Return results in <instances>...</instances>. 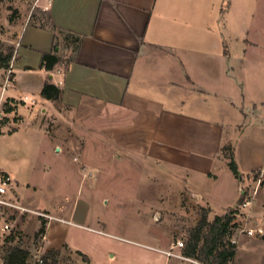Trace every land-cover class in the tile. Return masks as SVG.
Returning a JSON list of instances; mask_svg holds the SVG:
<instances>
[{"label": "crops", "instance_id": "crops-1", "mask_svg": "<svg viewBox=\"0 0 264 264\" xmlns=\"http://www.w3.org/2000/svg\"><path fill=\"white\" fill-rule=\"evenodd\" d=\"M37 6L82 41L68 69L62 61L47 71L42 55L52 51L54 33L21 25L11 41L10 80L0 69V118L5 126L18 119L16 131L0 134V172L14 185L8 199L61 222L47 224L41 247L23 248L32 255L67 248L94 264L69 241L67 225L101 232L85 227L90 194L100 175L113 172L104 164L117 160L144 178L134 200L155 210L150 249L164 264H202L170 246L169 226L177 221L168 212L186 217L196 207L214 220L239 206L246 180L258 185L241 212L250 215L264 191V0H37ZM46 82L61 89L59 100L42 96ZM61 157L77 177L76 199L40 209L34 196L57 193L59 183L57 173L47 182L45 163ZM27 219L18 216L14 224L30 240L40 221ZM255 220L264 230V219Z\"/></svg>", "mask_w": 264, "mask_h": 264}, {"label": "rangeland", "instance_id": "rangeland-1", "mask_svg": "<svg viewBox=\"0 0 264 264\" xmlns=\"http://www.w3.org/2000/svg\"><path fill=\"white\" fill-rule=\"evenodd\" d=\"M47 14V11L37 6V0H5L0 6V38L7 44H11V41L16 39L21 25H49ZM14 25H16V28H13ZM259 26H264L262 16L259 18ZM61 38L63 39V36ZM62 39L60 54L64 58L63 61L66 62L73 57L75 46L72 41L64 42ZM3 72L7 76L6 81L10 80L11 75L7 70L1 71V74ZM17 120V118H14L15 125L11 123V125L7 124L5 126V122L0 118L1 132L9 133L15 130ZM230 153V150L225 151L226 155H230ZM2 160L0 157V162ZM65 164L70 165L63 157L59 159L52 158L45 163L44 169L48 172L43 175L47 182L53 181V173H57L59 183H57V193L48 194L43 189L34 196V202L40 209L51 205L52 207H58L66 199L75 201L77 177L67 170L69 168ZM71 164L76 163L71 161ZM103 164V162H98V165ZM104 166L107 171L113 172L110 175H100L99 187L93 194H90L93 206L89 211V221L85 224V227L101 232H92L74 225H67L69 241L73 246L88 254L94 264H164L162 254L150 249V246H155L150 240L155 233L150 215L155 214V210L146 209L143 204L141 205L134 200L138 193L137 187L144 178L134 172L129 175L127 171L133 168L128 167V162L116 160L107 162ZM46 167L50 169L48 170ZM242 184L244 198L242 204L224 214L236 212V216L233 215L234 221L231 225L235 224V227H230L231 234L225 238V242L230 241L237 246V263L233 259L230 264H264V237L257 235L250 237L247 234L249 229L261 228L258 227L259 224L255 217L264 219V191L253 207L250 208V215L249 212L241 213L244 208L243 205L246 201L251 203L258 190V185L254 188V185L248 184L246 180ZM6 200L11 199H8L7 196ZM202 210L195 207L193 212L190 211V215L186 217L185 215L168 212V215L177 221L175 225L169 226L173 231L170 246L177 243V241H183L184 248L180 249L183 255L187 246L189 231L194 228L193 223L200 220ZM38 213L45 214L37 210L23 212L19 209L0 206V264H4L3 257L10 246H16L20 243L22 247L37 249L43 245L44 236L36 239L34 235L30 240L24 239L25 235L14 224L16 217L19 216L22 221L27 222L30 214V216L40 221L39 229L42 227V222H46V228L49 222L61 223L40 217ZM181 219L189 220L190 224L181 223L183 222ZM212 221L210 220V222ZM98 222L100 223L98 224ZM5 223L12 225V232L2 230ZM29 252L31 257L28 264H35L44 255L43 253L32 255V252ZM111 254L114 256L111 257ZM60 261L64 264H90V262L83 261L82 257L67 248L61 251Z\"/></svg>", "mask_w": 264, "mask_h": 264}, {"label": "trees", "instance_id": "trees-1", "mask_svg": "<svg viewBox=\"0 0 264 264\" xmlns=\"http://www.w3.org/2000/svg\"><path fill=\"white\" fill-rule=\"evenodd\" d=\"M5 0H0V6ZM49 25L40 26L41 28H47L54 33L55 43L53 49L50 53H44L42 55L41 68L52 71L55 66L63 61V56L59 53L58 47L61 46V36H63L62 41L69 42L72 41L74 44V55L78 52L82 38L75 35L72 32H68L58 28L52 21L49 13ZM16 58V48L14 45L7 44L0 38V69L8 70L11 63ZM74 56L65 62V68L68 69L70 62H72ZM61 89L56 85L46 82L43 90L42 96L48 100L57 101L61 97ZM12 110L7 108V112ZM7 122V119L3 120ZM16 130H13V132ZM1 134V130H0ZM229 167L234 175L239 178L240 172L238 166L233 158L230 157ZM243 195L238 202L241 205L243 202ZM200 215V220L195 228L189 231V237L186 249L184 251V256L197 260L202 264H230L235 258L237 246L232 244L230 241L225 242V238L230 236V227H235L232 225L234 221V216L236 212H231L224 216H216L212 222L209 221V212L206 209L202 210ZM231 211V209H230ZM46 233V222H42V227L35 234V238L39 239ZM77 255L82 257L83 261L89 262L86 255L81 252H77ZM31 257V253L24 249L19 243L16 246H10L5 252L3 257L4 264H28ZM61 251L52 249L45 253L40 259H38L35 264H64L60 261Z\"/></svg>", "mask_w": 264, "mask_h": 264}, {"label": "built area", "instance_id": "built-area-1", "mask_svg": "<svg viewBox=\"0 0 264 264\" xmlns=\"http://www.w3.org/2000/svg\"><path fill=\"white\" fill-rule=\"evenodd\" d=\"M13 187H14V185H13L12 178L8 174L0 172V206L7 207L10 209L11 208L12 209H19L23 212H28L29 211L28 209L20 206L15 200H6V197L8 196L9 193H11V191L13 190ZM249 203H250L249 201H246V203L243 205V207H246V205ZM38 215L40 217L46 218L48 220H53V218L47 214L38 213ZM2 230L4 232L8 231L10 233L13 231V228H12V225L5 223ZM247 234H248V236L258 235V236L264 237V230L262 228L249 229V230H247ZM184 245L185 244L183 241H177V243L174 245V247L182 249V248H184ZM171 251L166 253L169 257L173 256Z\"/></svg>", "mask_w": 264, "mask_h": 264}, {"label": "bare ground", "instance_id": "bare-ground-1", "mask_svg": "<svg viewBox=\"0 0 264 264\" xmlns=\"http://www.w3.org/2000/svg\"><path fill=\"white\" fill-rule=\"evenodd\" d=\"M250 204H251V203L247 204L246 207H247V206H250Z\"/></svg>", "mask_w": 264, "mask_h": 264}]
</instances>
